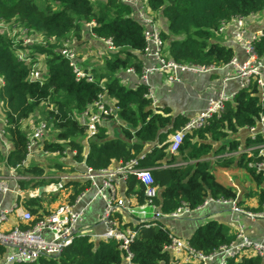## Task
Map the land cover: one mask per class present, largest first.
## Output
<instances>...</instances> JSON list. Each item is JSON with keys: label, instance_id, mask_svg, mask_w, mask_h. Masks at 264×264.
<instances>
[{"label": "trees", "instance_id": "trees-1", "mask_svg": "<svg viewBox=\"0 0 264 264\" xmlns=\"http://www.w3.org/2000/svg\"><path fill=\"white\" fill-rule=\"evenodd\" d=\"M147 4L157 21L158 17L165 19V27L159 25L165 58L214 67L226 65L234 56L233 48L216 36L221 24L264 9V0H147ZM0 23L17 25L31 39L35 35L43 38V42L23 44L20 36L9 39L0 32V115L4 119L0 126L2 137L11 144L5 156L0 149L6 167L34 177L46 175L41 165H22L28 141V131L22 123L43 104L42 121L46 128L55 131L53 139L41 140L44 151L75 150V154H69L71 159L84 162L93 170L131 159L137 160V166L149 169L151 188H159L160 193L147 195V187L134 174H129L124 182V196L132 198L135 205L151 199L162 213L169 214L181 204L194 209L206 198H213L234 199L242 209L264 211V170L256 165L264 161V154L253 149L249 153L219 156L242 144L264 142V132H257L254 139L246 135L243 143L237 137L240 130L256 126L260 117H264V86L260 88L252 80L239 88L225 101L220 114L213 115L202 127L186 131L177 151L170 152L169 135L189 119L180 115L172 117L167 107H154L147 96V86L123 84L121 72L129 68L137 74L141 72L145 46L142 26L131 17L128 6L118 0H44L42 6L35 0H0ZM86 23H92L89 35L101 43L110 39L113 44L112 50L103 47L101 68H84L90 80L77 78L60 53L67 38L75 42L81 38L82 25ZM252 45L257 56L264 58V28ZM19 51L28 60L20 59ZM40 56L45 67L42 82L29 78L32 65ZM99 94L117 106L121 135L109 136L106 126L100 125L86 148L85 127L76 115L87 109ZM178 158L185 163L175 164ZM215 166L244 168L253 178L255 188L247 187L238 195L232 187L215 180ZM56 167L63 170L61 164ZM69 169L73 171L72 166ZM50 181L32 178L17 182L21 191H27ZM71 184L69 202L89 183L84 180ZM250 200L254 201L253 205L249 204ZM17 202L33 216L31 224L41 217V197L18 196ZM113 217L134 232L128 247L131 264L171 263L172 255L165 246L172 234L162 221H153L146 227L145 222L125 220L118 211L113 212ZM235 234L227 224L209 218L193 230L187 242L200 252L210 253L234 240ZM4 253L5 248L0 245V259ZM125 255L114 239L94 240L88 234H80L57 257L41 256L34 262L12 264H123ZM226 264L264 263L256 255L243 253L229 258Z\"/></svg>", "mask_w": 264, "mask_h": 264}, {"label": "built area", "instance_id": "built-area-1", "mask_svg": "<svg viewBox=\"0 0 264 264\" xmlns=\"http://www.w3.org/2000/svg\"><path fill=\"white\" fill-rule=\"evenodd\" d=\"M120 3L129 7L131 17L142 26V34L145 41V46L142 52L141 72L137 74L132 68L126 69V72L133 73L137 77V84L147 86V96L152 99L153 93L149 86V77L156 73H165L170 81L179 80L178 73L189 72L192 74H204L216 71L220 67L194 65L189 63H178L163 56L164 41L160 35V26L151 13L147 4V0H118ZM92 23H89L90 27ZM2 23H0V26ZM229 27V32L242 50L244 57L239 59L235 55L226 65H232L234 72L232 76H224L218 86V91L214 97L207 100L205 108L198 112L193 118L179 130L175 131L168 138V150L176 152L186 131L202 127L209 118L213 115H218L224 107L225 101L231 99L234 93L226 92V82L229 79H235L239 82V88L244 87L255 80L260 88L264 86V58L257 56L253 49V41L262 34V31L249 35L245 26L243 17H235L228 23H222L219 27V32L223 28ZM15 33V30H13ZM23 44L31 42L28 36H20ZM66 43L60 49L61 55L68 60L73 72L77 78L88 77L85 69L80 66L77 52L73 46ZM106 49L112 50L113 44L110 39L101 40ZM20 59L26 58L22 51L18 52ZM30 79H38L42 82L43 73L36 67V63L32 65V70L29 75ZM117 117V106L111 101H107L102 94L97 95L92 104L85 110L76 115L77 121L84 125L85 136L83 140L87 146L97 132L98 126L104 121ZM2 124L3 117H0ZM45 123L42 121L33 127L31 134L28 135L26 145V157L22 161L25 164L27 158L37 151L44 154L48 152L42 149L41 140L46 132ZM248 135L254 139L257 132H264V117H260L258 124L253 127L246 128ZM3 129L0 126V134ZM257 149L260 154H264V142L259 144H250L248 146L241 145L236 150L226 151L219 156L228 157L239 155L241 153H249L251 150ZM63 154H75V150L65 149ZM82 168V173L78 175L63 174L60 176H42L34 177L28 174L15 173V168H12L13 175H0V194H5L10 191L8 179L29 180L32 178H43L51 180L46 185L42 186L45 191L56 192L63 187V181L71 180L78 177L79 181H88V186L77 195L73 201L63 202L53 210L41 214L34 223L33 216L28 210H25L20 203H15L9 208H0V245L5 248V253L1 258V264L34 262L41 256L57 257L61 251L69 245L75 236L80 234H88L94 240L96 239H114L119 243V247L125 251L124 261L126 264H131V254L128 250L134 232L126 226H122L113 217V212H121L123 216H128L133 213L135 206L132 198L119 197L117 194L116 184L118 181L125 182L129 174H134L147 187V195L154 194L152 178L148 168L137 166V160L131 159L126 163H119L107 168L93 170L84 162H78ZM257 167L264 170V161L258 162ZM76 179V178H75ZM18 190V189H17ZM92 191L93 196L101 197L104 201V209L100 217V223L103 230L99 233H88L81 226L83 214L89 202L84 201L87 192ZM209 203H218L229 205L232 213L243 215L250 219H263L264 211L251 212L237 206L234 199H213L206 198L203 203L194 209L181 204L173 212L169 214L162 213L159 208L148 199L146 203L140 206L150 208L148 215H140L136 220L145 222L148 227L153 221L163 220L164 218H182L188 216L193 210L200 209ZM10 216H14L17 222L26 224L25 227H20L16 222L6 226ZM235 239L228 244L219 246L210 253H203L189 245L186 239L171 236L170 243L165 246V249L172 255L170 264H226L229 258H237L243 253H250L263 259L264 263V233L258 239L250 238L242 223L236 224Z\"/></svg>", "mask_w": 264, "mask_h": 264}, {"label": "crops", "instance_id": "crops-1", "mask_svg": "<svg viewBox=\"0 0 264 264\" xmlns=\"http://www.w3.org/2000/svg\"><path fill=\"white\" fill-rule=\"evenodd\" d=\"M259 18H260L259 13H255L247 17H244L245 26L249 35L255 34L263 30L264 19L259 20ZM158 21H159V25L165 27L166 22L164 18L158 17ZM216 36L218 37V40H220L222 43L229 45L233 48L234 55L236 57H238L239 59H242L244 57L242 50L238 47V45L232 38L229 32V27L223 28V30L219 32V34H217ZM89 44L93 48L99 49L97 50V52L102 51L104 47L103 43L99 42L92 36H90ZM92 53L96 54V52L94 51ZM233 72H234V67L232 65H224L219 69H217L216 71L199 74V75L192 74L189 72H180L178 73L179 80H174V81L168 80L165 73L152 74L149 77V86L153 93V106L159 108H164V107L169 108L172 117L176 115H180L186 117L187 119H191L198 112L202 111L205 108L206 102L209 98L214 97L216 95L221 79L224 76H232ZM120 77L123 84L127 86L134 87L135 85H137V77L133 73L123 71L120 73ZM238 89H239V82L237 80L229 79L226 82L225 90L227 93H234ZM0 117L2 116L0 115ZM120 124H121L120 120L116 117L115 119L110 118L104 121L102 125L106 126L109 136L113 137V136L121 135ZM246 135H248V131L246 129L240 130L237 133V137L241 140L242 143L244 142ZM83 142L86 147L84 140ZM0 144H1L0 149L3 151L2 154L3 156H5V154L10 149L11 144L8 140L2 137V134H0ZM150 146H151L150 144L147 145L146 149H148ZM43 155H44L43 152L37 151L33 153L31 156H34L36 160H42ZM67 161H68L67 165H69V167L72 166L73 171L59 172L58 170L51 174L46 172V176H60L63 174L78 175V173L80 174L83 172L80 165L74 162L73 159H71V157ZM184 163L185 162L183 160L178 158L175 164H184ZM25 164H27V161L25 162ZM112 165L114 166L116 164H112ZM0 172L1 175L3 176L13 175L12 168L6 167L4 165V160L2 161V159L0 160ZM15 173H17L16 170L14 171V174ZM213 175L216 181H218L224 186L232 187L237 192L238 195H240L242 191L247 187H251L252 189L255 188V182L253 178L244 168L215 166L213 169ZM75 178L71 180H65V182L63 181V187L69 185L72 191L71 182L79 181L78 177ZM8 185L10 191L5 194H0V208H9L15 203H18L17 202L18 196L41 197L42 192L40 191L38 192L37 190L42 188V186L27 191H21V189L18 186V182H16L13 179H8ZM116 189L119 197H125L123 182L118 181V183L116 184ZM56 192H48V193H56ZM153 192L159 194L160 189L155 188L153 189ZM56 195L57 194L55 195L51 194L50 198L46 199L45 201H42L43 210L41 209L40 211L41 214L53 210L59 204L68 201L67 199L68 195L64 196L65 197L64 200L60 202L59 201L56 202L55 200H52L53 197ZM84 201L85 202L88 201L89 204L86 210L84 211L83 221L81 226L84 227L86 229V232L88 233L101 232L103 230V226L100 223V217L105 206L103 199L98 196H93V192L89 191L86 193L84 197ZM249 204L253 205L254 201L250 200ZM149 212H150L149 207L135 205L133 207V213H131L128 216H124V218L125 220H129V221L133 219L136 220V218H138L140 215L143 214L148 215ZM209 218L217 219L223 222L224 224H227L234 231H236V224L238 222L242 223L244 225V230L246 234L252 239H258L264 233L263 219H250L243 215L232 213L229 205H222L218 203H209L208 205L200 209L193 210L188 216L182 218H164L161 221L170 230L172 235L187 240V238L190 236L193 230L199 224L203 223L206 219ZM16 222H17L16 217L10 216L6 226H9ZM123 262H124L123 264H126L125 261ZM0 264H1V259H0Z\"/></svg>", "mask_w": 264, "mask_h": 264}, {"label": "rangeland", "instance_id": "rangeland-1", "mask_svg": "<svg viewBox=\"0 0 264 264\" xmlns=\"http://www.w3.org/2000/svg\"><path fill=\"white\" fill-rule=\"evenodd\" d=\"M39 5L42 6L44 3V0H35ZM97 1V0H95ZM259 13V20L264 19V9L258 12ZM89 23L83 24L82 25V31H81V38L76 40V42L72 39L71 37L67 38L69 46H73V48L77 52V57L80 63V66L82 68H90V67H96V68H101L102 67V51H98L99 49L93 48L89 44V39L91 35H88V26ZM15 30V33L14 31ZM0 32L1 34L9 39L13 38H20L19 36H26L24 33V30L20 27H17V25H14L13 23H2L0 26ZM89 38V39H88ZM43 42V38L39 35H35L31 42L29 43H38V42ZM67 41L65 40L64 43ZM96 52V54H93L92 52ZM36 67L40 69L41 71L45 70L44 67V58L43 56L38 57L36 60ZM44 109V105L40 104L35 112H33L29 118L22 123V127L28 131V135L31 134V131L34 126H36L38 123L42 122V111ZM55 135V131L53 129H46V132L44 133V137L49 139H53ZM42 160H36L34 156H29L27 158V164H38L43 166L45 171L49 174L54 173L59 170V172H65V171H70L68 163V159L70 158L68 154H63V153H48L44 154ZM1 160V158H0ZM66 162V163H65ZM61 164L63 166V170L61 171L59 168L56 167V164ZM65 163V164H64ZM68 168V169H67ZM1 175V172H0ZM3 176V175H1ZM244 188V187H243ZM38 192L41 193V198L42 201H45L46 199L51 197L52 195L57 194L56 196L53 197L52 200H55L56 202H60L64 200V196H67L71 192V187L69 185L64 186L62 189H60L56 193H48L45 192L43 188H40L37 190Z\"/></svg>", "mask_w": 264, "mask_h": 264}]
</instances>
